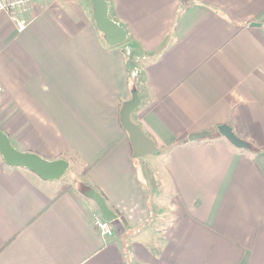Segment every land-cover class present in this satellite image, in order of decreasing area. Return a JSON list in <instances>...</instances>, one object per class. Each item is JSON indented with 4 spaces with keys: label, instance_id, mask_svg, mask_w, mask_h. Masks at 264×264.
Instances as JSON below:
<instances>
[{
    "label": "crops",
    "instance_id": "obj_1",
    "mask_svg": "<svg viewBox=\"0 0 264 264\" xmlns=\"http://www.w3.org/2000/svg\"><path fill=\"white\" fill-rule=\"evenodd\" d=\"M107 2L114 46L91 0H34L21 30L0 9V129L88 167L117 215L103 236L93 200L0 153V264H264V0ZM135 90L159 148L141 158L121 123Z\"/></svg>",
    "mask_w": 264,
    "mask_h": 264
},
{
    "label": "water",
    "instance_id": "obj_2",
    "mask_svg": "<svg viewBox=\"0 0 264 264\" xmlns=\"http://www.w3.org/2000/svg\"><path fill=\"white\" fill-rule=\"evenodd\" d=\"M93 5V17L97 28L104 34L107 43L111 46L120 44L127 39L126 30L109 17V6L107 0H91ZM252 26H259L252 23ZM141 100L138 92L132 93V98L126 101L121 110V123L129 135L133 149V156L137 158L155 154L159 151L155 142L145 134L143 129L132 120L133 112L140 106ZM218 131L231 144L238 148H250L251 144L239 138L227 124L218 126ZM209 132L191 134L188 137L190 142H195L209 137ZM0 153L5 162L12 167H21L36 174L44 181H58L63 178L69 168V161L66 158L46 159L38 153L21 152L17 150L9 136L0 129ZM85 196L93 200L98 206L102 215L110 222L116 220V213L108 206L106 199L94 189L86 191Z\"/></svg>",
    "mask_w": 264,
    "mask_h": 264
},
{
    "label": "built area",
    "instance_id": "obj_3",
    "mask_svg": "<svg viewBox=\"0 0 264 264\" xmlns=\"http://www.w3.org/2000/svg\"><path fill=\"white\" fill-rule=\"evenodd\" d=\"M34 0H0V9L5 11L13 21L17 23L19 29H23L29 21L24 17ZM0 86V90H1ZM93 223L103 236H112L114 229L100 211L94 214Z\"/></svg>",
    "mask_w": 264,
    "mask_h": 264
},
{
    "label": "rangeland",
    "instance_id": "obj_4",
    "mask_svg": "<svg viewBox=\"0 0 264 264\" xmlns=\"http://www.w3.org/2000/svg\"><path fill=\"white\" fill-rule=\"evenodd\" d=\"M76 4L77 6H79V4L82 5L81 0H79V4L78 3ZM69 159L71 158L69 157L67 158V160L69 161V168L60 182L62 186L70 185L73 188H77L84 194L85 192L83 191V185L81 184V181H80L81 176H82V173H81L82 168L78 166L79 164L74 159L73 160H69Z\"/></svg>",
    "mask_w": 264,
    "mask_h": 264
},
{
    "label": "trees",
    "instance_id": "obj_5",
    "mask_svg": "<svg viewBox=\"0 0 264 264\" xmlns=\"http://www.w3.org/2000/svg\"><path fill=\"white\" fill-rule=\"evenodd\" d=\"M251 147L253 148L252 145H251ZM59 158H64V157L61 156V157H59ZM69 160H73V159H69ZM87 171H88V167L84 168V170H82V172H81L82 175H85V174L87 173ZM70 188H71L70 185H63V187H62L61 190L59 191L58 195L67 192ZM88 190H90L89 187H87V186H83V191H84V192H86V191H88Z\"/></svg>",
    "mask_w": 264,
    "mask_h": 264
}]
</instances>
